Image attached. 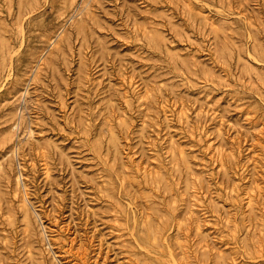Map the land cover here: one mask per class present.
<instances>
[{"label": "rangeland", "instance_id": "374dc122", "mask_svg": "<svg viewBox=\"0 0 264 264\" xmlns=\"http://www.w3.org/2000/svg\"><path fill=\"white\" fill-rule=\"evenodd\" d=\"M155 254L264 264V0H0V264Z\"/></svg>", "mask_w": 264, "mask_h": 264}, {"label": "bare ground", "instance_id": "6f19581e", "mask_svg": "<svg viewBox=\"0 0 264 264\" xmlns=\"http://www.w3.org/2000/svg\"><path fill=\"white\" fill-rule=\"evenodd\" d=\"M88 3H90L89 1H88ZM81 11V10H80ZM202 12V11H201ZM210 18V17H209ZM208 24V23H207ZM63 28V27H62ZM62 30H60V32H61ZM59 32V33H60ZM53 40V39H52ZM47 49V48H46ZM41 58V57H40ZM35 63H37V62H35ZM37 66H39V65H37ZM35 69V68H34ZM29 92V89H28V87L27 86H25L24 87V89H23V91L21 92V93H23V95H25V94H27ZM21 107L18 109V113H20L21 112ZM183 113V112H182ZM180 114V113H179ZM184 115V114H183ZM21 124V118L20 117H18L17 119H16V122H15V124H13V127L12 128H17L19 125ZM8 132H9V130H8ZM32 134H33V130H32V128L30 127V125H28L27 127H26V129H25V131H24V134H23V136H27V137H30V136H32ZM35 139V138H34ZM171 141V140H170ZM172 142V141H171ZM18 143H19V140L17 141V143L15 144V146L13 147V151L14 152H17V150H18ZM172 144V143H171ZM11 153V152H10ZM151 165V164H150ZM146 165H143V167H145ZM148 166H149V164H148ZM149 169H150V167H149ZM48 172V171H47ZM20 176H21V171L19 172V174L17 175V180H19V179H21L20 178ZM245 197H246V195H245ZM22 201L25 203L26 202V199H27V197H26V195H23L22 196ZM249 199H251V197L249 196ZM248 200V199H247ZM251 201V200H250ZM249 202V201H248ZM25 205V204H24ZM26 215L27 216H29V211H28V209H26ZM38 219H39V217H38ZM41 224V223H40ZM178 225H179V223H178ZM144 228V227H143ZM148 230V229H147ZM42 239V238H41ZM47 239V238H46ZM144 240H147V236H143L142 237V241H144ZM201 246V245H200ZM50 247H48V249H49ZM170 250V249H169ZM51 252H52V249H51ZM170 252H172V250L170 251ZM53 253H55V252H53ZM53 255V254H52ZM57 257V256H56ZM57 259V258H56ZM154 259L158 262V264H178L177 262H176V260H175V258L173 257V256H171L170 258H164V257H161V255H157V254H155L154 255Z\"/></svg>", "mask_w": 264, "mask_h": 264}]
</instances>
